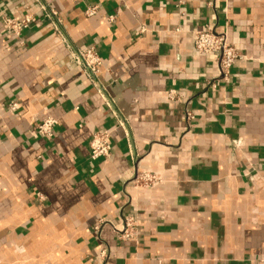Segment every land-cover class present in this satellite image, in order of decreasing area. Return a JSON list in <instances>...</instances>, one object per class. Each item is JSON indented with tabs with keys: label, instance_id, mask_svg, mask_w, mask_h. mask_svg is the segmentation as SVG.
I'll return each instance as SVG.
<instances>
[{
	"label": "crops",
	"instance_id": "1",
	"mask_svg": "<svg viewBox=\"0 0 264 264\" xmlns=\"http://www.w3.org/2000/svg\"><path fill=\"white\" fill-rule=\"evenodd\" d=\"M206 27L237 53L226 79ZM0 264H264V0H0Z\"/></svg>",
	"mask_w": 264,
	"mask_h": 264
},
{
	"label": "built area",
	"instance_id": "2",
	"mask_svg": "<svg viewBox=\"0 0 264 264\" xmlns=\"http://www.w3.org/2000/svg\"><path fill=\"white\" fill-rule=\"evenodd\" d=\"M44 16L54 21L56 12L42 7ZM95 7H89L86 13H94ZM30 15L22 18L6 17L4 22L7 28L14 35H19L20 32L27 28L32 22ZM57 21V19H55ZM55 22V21H54ZM193 47L196 53L199 54H214L216 73L215 79H226L229 69L234 63L237 56L234 48L228 43L225 33L217 32L212 27L198 28L193 31ZM72 62L80 67L82 73L89 77H96L101 67V59L93 48H83L72 52ZM10 109L14 110L17 107L16 102H10ZM190 117L189 113L186 116ZM55 119L51 117L44 118L37 126L35 134L37 136H51ZM108 135L105 132H99L92 135L89 144L90 158L96 159L101 156H107L110 151L108 143ZM137 186L144 188L150 187L159 181L158 175L149 172H136L133 179ZM134 221L131 217H124L120 229L116 230L119 239H129L135 237L136 229Z\"/></svg>",
	"mask_w": 264,
	"mask_h": 264
}]
</instances>
